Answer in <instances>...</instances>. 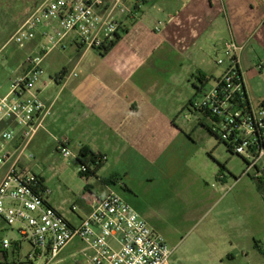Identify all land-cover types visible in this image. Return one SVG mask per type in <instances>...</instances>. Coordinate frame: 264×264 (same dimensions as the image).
Here are the masks:
<instances>
[{
	"label": "crops",
	"instance_id": "0c3cea01",
	"mask_svg": "<svg viewBox=\"0 0 264 264\" xmlns=\"http://www.w3.org/2000/svg\"><path fill=\"white\" fill-rule=\"evenodd\" d=\"M43 1L29 0L22 21ZM146 1L138 2L136 13L122 16L121 38L107 53L78 46L66 38L64 48L58 49L79 53L71 64L57 65V55L51 56L54 50L44 56L43 62L48 60L49 65L46 68L43 64L40 97L52 108L29 148L37 150L41 140L57 131V138H67L75 152L88 149L106 156L98 173L111 159L125 174L132 168L142 180H159L168 211L174 210L192 227L203 224L208 262L232 264L244 252L242 199L235 195L227 200L230 186L224 173H213L217 182L210 184L211 175L202 171L196 159L201 148L195 146L191 127L181 123L179 116L191 99H197V87H201L199 95L211 79V87L215 86L228 67L225 61L218 64L216 60L229 40L243 46L237 53L238 66L249 104L255 108L264 102V69L258 67L264 59V0H160L163 17L159 20L147 16ZM39 45L38 38L25 47L33 50ZM10 61L16 62L8 57ZM21 63L14 65L13 76L21 73ZM72 70L77 75L66 81L57 79ZM199 77L210 79L203 84ZM3 86L1 82L0 91ZM199 113L200 122L209 123L208 117ZM262 159L253 168L258 169ZM2 175L0 172V179ZM103 182L100 191H93L96 194L84 192L86 201L78 212L80 217L89 212V200L108 189L117 192L121 188L118 178ZM124 186L122 197L167 240L154 214L139 203L127 183ZM49 201L67 217L72 213ZM74 218L70 219L76 222L79 217ZM249 234L257 236L256 229ZM256 246L264 255V246Z\"/></svg>",
	"mask_w": 264,
	"mask_h": 264
},
{
	"label": "built area",
	"instance_id": "2783aa9c",
	"mask_svg": "<svg viewBox=\"0 0 264 264\" xmlns=\"http://www.w3.org/2000/svg\"><path fill=\"white\" fill-rule=\"evenodd\" d=\"M139 1L44 0L12 34L10 40L20 47L38 38L40 45L38 53L25 57L21 73L11 77L7 91H0V218L15 226L20 235L14 241L0 238V264H6L10 250L16 253L23 241L30 244L28 261L49 264L75 238L84 243L80 252L85 264L169 263L175 247L118 192L108 189L89 200L90 210L81 217L73 203L70 211L79 217L75 222L50 203L42 175L25 163L26 157H34L27 151L52 108L40 97L44 56L55 48H64L66 38L78 46L102 50L123 31L122 16L136 13ZM242 49L234 40L225 42L222 50L230 58L228 67L215 86L201 99L193 100L191 107L213 116V128L232 144L247 167L253 168L264 157V102L255 108L244 102L237 56ZM224 61L223 57L216 60L218 64ZM258 67L264 69V59ZM71 75L77 73L72 70L57 79L66 81ZM56 141L63 157L78 159L79 153L67 138ZM80 164L82 171L91 166L88 162Z\"/></svg>",
	"mask_w": 264,
	"mask_h": 264
},
{
	"label": "rangeland",
	"instance_id": "374dc122",
	"mask_svg": "<svg viewBox=\"0 0 264 264\" xmlns=\"http://www.w3.org/2000/svg\"><path fill=\"white\" fill-rule=\"evenodd\" d=\"M28 1L0 0V48L21 24L25 17L22 13ZM160 3V0H147L144 4L147 16L150 17L151 15V18L161 19L163 16L159 9ZM61 50L54 49L51 54V56L57 55V62H60L57 65H61V63L71 64V60L79 54L72 52L70 48ZM38 52V48L32 50L25 46L20 47L13 41L6 43V46L0 50V82L4 84L2 93L8 89L9 79L14 74V65L19 61L23 62L30 53ZM219 55L225 59V66H227L230 58L223 53V50L219 52ZM212 56L215 57V55ZM8 57L14 58L16 62H7ZM43 64L47 68L48 60ZM213 83L214 81L211 79L196 98L201 99ZM201 118L199 111L190 110L186 106L179 116L181 123L186 122L185 125L191 127L189 131L190 135L194 137L195 146L201 148L200 154L196 155L200 164L199 167L207 176L211 175L210 184L217 182L213 173H224L227 176V184L230 186L226 192L228 194L227 200L235 195L242 199L241 212L245 226L244 252H240L232 264H264V255L259 253L260 250L256 246L257 244L260 247L264 246V159H262L258 169L248 168L241 156L231 153L224 143L216 139V136L208 129V123L200 122ZM53 133L55 134L47 135L44 140H41V145L37 150L28 149L27 152L32 153L34 158H25V161L28 160L27 162L33 164L34 169L44 177L48 196L53 202L63 210H69V212L71 205L75 203L77 212H80L85 206L84 192L100 191L99 187L104 185L103 181H109L110 178L114 177L118 178L120 185L117 186L121 188L119 189L120 193L118 190L117 192L122 196L126 190L124 185L127 183L132 188L139 203L154 214L158 223L163 227L166 241L171 247H175L170 258L171 264H210L206 251L207 239L202 230L203 224L198 228L192 227L190 223H184L174 210L168 211L159 192V180H142L138 174L133 173L132 168L128 174H125L122 168L116 166L111 159L97 174L98 177L92 175L86 178L80 175L81 164L75 157L65 158L56 150V138L60 136L57 131ZM67 215L72 219H75L76 216L74 213H67ZM251 229L253 231L256 229V238L249 234ZM2 237L14 241L19 239L20 235L15 226L7 225L0 218V238ZM83 245L84 243L80 239H73L49 264H85V257L80 252ZM29 250L30 244L23 241L21 248L16 253L12 254V249L10 250L6 264H33L26 257ZM246 251L249 253L248 256H246Z\"/></svg>",
	"mask_w": 264,
	"mask_h": 264
},
{
	"label": "trees",
	"instance_id": "16d2710c",
	"mask_svg": "<svg viewBox=\"0 0 264 264\" xmlns=\"http://www.w3.org/2000/svg\"><path fill=\"white\" fill-rule=\"evenodd\" d=\"M121 38V33H119L116 37V39L111 42L108 46H106L105 48H103L102 50H100V53L101 54H105L107 53L111 47ZM210 78H206V79H203L202 77H199V80L201 83L205 84L206 82L209 81ZM218 81V79L216 80V82ZM201 91V87H197V91H196V94H195V97L198 95V93ZM243 97H244V102L245 104L247 105H250L249 104V100H248V97H247V93L245 91V89L243 90ZM193 100L195 99H191L188 104L186 105L187 108H189L190 110H197V109H193L191 106L193 104ZM199 112H202L204 113L208 119H209V123H208V129L211 131V133H213L216 138L218 139L219 142H222L224 143L228 150L231 152V153H235L234 150H233V147H232V144L226 140H223L219 134V132L217 130H215L213 128V121L215 120V118L213 116H211L208 112H203L201 110H198ZM236 154V153H235ZM238 155V154H237ZM103 154H100V153H93L92 151L88 150V149H82L79 153V157L77 159L78 162L80 163H84V162H88L91 166H88L87 167V170L86 171H82L80 170L79 173L80 175L82 176H85L86 178H88L89 176H97L98 174V171L99 169L103 166L104 164V161L106 160L105 159H102L103 158ZM240 156V155H239ZM242 157V156H241ZM84 158V159H83ZM243 158V157H242ZM244 159V158H243ZM245 161V159H244ZM224 166L222 165V168ZM98 177V176H97Z\"/></svg>",
	"mask_w": 264,
	"mask_h": 264
}]
</instances>
